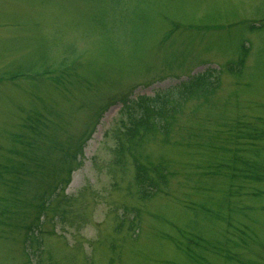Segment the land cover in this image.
<instances>
[{"label": "rangeland", "instance_id": "1", "mask_svg": "<svg viewBox=\"0 0 264 264\" xmlns=\"http://www.w3.org/2000/svg\"><path fill=\"white\" fill-rule=\"evenodd\" d=\"M194 80L140 198L109 103ZM40 263L264 264V0H0V264Z\"/></svg>", "mask_w": 264, "mask_h": 264}, {"label": "trees", "instance_id": "2", "mask_svg": "<svg viewBox=\"0 0 264 264\" xmlns=\"http://www.w3.org/2000/svg\"><path fill=\"white\" fill-rule=\"evenodd\" d=\"M244 61L245 59L243 58L241 60V63H243ZM199 85H201L200 82L194 80L193 83L190 84L191 88L189 92H187L188 89H186V91L180 90L179 92H175L176 90L173 92L167 90L165 92L162 91L153 97L136 96L135 98H129L126 96L120 100L114 98L109 103V106L110 104L115 103V101L122 104L120 111L124 115L119 121L120 127L115 128L113 135V138L115 140V162H124L123 159L126 155H129L132 158L131 163L133 165L134 171L133 184L135 185L136 190L134 193L136 196V193H138L140 195V198L148 199L156 196L157 193L161 192L162 189L168 188V181L169 178L173 176V172L167 171V166L164 164L163 159H161V161H157L156 158L150 159V156L143 152V144L147 139L156 135H160L162 137V141H167L168 133L172 128V122L174 121L172 117L173 114L177 111V104H182L183 100L187 99L189 95H192L197 90H199ZM123 117H125V119ZM97 122L93 124V128L91 129L94 130ZM253 132H251L249 136L240 135L239 137L233 136V138L239 139L249 137L251 139H255L256 135ZM91 134L92 133H90V135ZM88 137L84 140L83 145L79 148L81 156L83 155L84 145ZM230 137L231 135L224 138L225 140H228L226 142H223V144H226V146L224 147V149L218 150V152H222L224 154L234 153V148H232L233 152H231V150L227 148L231 142ZM237 152L238 151L236 150V153ZM81 156L77 160L74 169L80 166ZM236 159L237 158H235L234 156L233 163L236 162ZM27 160L28 159L25 158V160L21 161L20 163L26 166ZM20 167L23 166L20 165ZM72 169L73 168L69 170L66 184L69 181L70 174L73 171ZM13 173L15 174L16 170H14ZM227 176H229L228 173ZM231 178L234 179L235 176H231ZM6 183L9 185L8 182ZM52 196H55V198H57L58 195L55 194ZM37 198L38 196H35L33 199ZM50 198V196H47L46 193L43 192V197L39 199V204L33 212V219L30 224L26 226V232L28 233H26V237L24 238V244H26V242L28 241L27 237L29 233L31 234L40 230L39 228L42 225V220L44 218L43 214L47 211L52 202H50ZM30 206H32V203L30 204ZM26 211H24V214L22 216V218L24 219H27V216L28 218L31 217V214H28Z\"/></svg>", "mask_w": 264, "mask_h": 264}]
</instances>
